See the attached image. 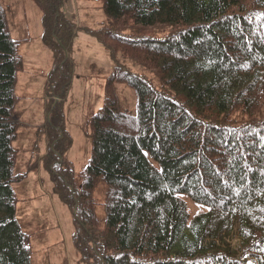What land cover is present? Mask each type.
I'll list each match as a JSON object with an SVG mask.
<instances>
[{"label":"trees","instance_id":"obj_1","mask_svg":"<svg viewBox=\"0 0 264 264\" xmlns=\"http://www.w3.org/2000/svg\"><path fill=\"white\" fill-rule=\"evenodd\" d=\"M33 1L53 57L42 162L73 213L81 263L264 264V0H101L106 21L83 31L115 68L79 174L64 113L79 29L67 0ZM23 70L0 5V264H32L14 189L27 177L15 174L13 148ZM121 87L134 91L136 113Z\"/></svg>","mask_w":264,"mask_h":264},{"label":"rangeland","instance_id":"obj_2","mask_svg":"<svg viewBox=\"0 0 264 264\" xmlns=\"http://www.w3.org/2000/svg\"><path fill=\"white\" fill-rule=\"evenodd\" d=\"M71 1L75 10L67 0L64 11L68 16L75 15L77 23L80 19L84 23L88 8L94 11L99 5L95 0H92L93 3H90L91 0ZM0 4L7 12L8 23L16 30L12 38L19 41V51L24 59V71L19 74L15 87L19 100L14 115L19 131L13 148L17 152L15 174H26L27 177L14 186L19 199L17 220L29 235L32 264H82L74 245L72 211L54 194L50 173L42 163V157L47 152L46 135L40 131V126L45 124L44 86L53 57L41 39L40 10L33 0H0ZM17 9L25 10L29 15L28 23L34 38L30 42L24 39L28 37L24 28H28L25 22L22 23V17L18 27L14 24ZM104 17L101 11V20H97L95 26H100ZM82 28L77 32L72 49L77 75L64 103L65 124L72 137L67 159L76 172L84 170L90 160L92 140L86 134L87 121L103 106L107 78L115 67L98 41L83 32ZM125 65L133 72L155 79L151 72L130 61ZM120 90L122 104L136 113L134 91L123 87ZM190 208L193 213L203 209L192 203Z\"/></svg>","mask_w":264,"mask_h":264},{"label":"crops","instance_id":"obj_3","mask_svg":"<svg viewBox=\"0 0 264 264\" xmlns=\"http://www.w3.org/2000/svg\"><path fill=\"white\" fill-rule=\"evenodd\" d=\"M94 1V0H93ZM93 1L91 0L90 1V3H93ZM96 2H98V0H95ZM69 4L73 7V9L75 10V7H74V4H73V2L71 1V0H69ZM98 6V7H97ZM95 8H94V11H93V9L90 7V8H88L87 9V11H86V16H87V18L86 19H84V23L83 22H81V19L79 20V25H87L86 27H97V26H95V24L97 23V20H101V5H100V1H99V5H97ZM3 7V6H2ZM4 8V7H3ZM98 8V9H97ZM5 10V9H4ZM6 11V10H5ZM27 11H25V10H20V9H17L16 10V12L14 13V16L16 17L15 18V21H14V24L18 27V25H19V21H20V19H21V17H22V19H21V21H22V23L23 22H25L26 23V25H27V28L28 29H25L24 28V30H25V32H26V34H28V37H26V38H24L27 42H30L31 40H33L34 38H33V36H32V31H31V29H30V26H29V23H28V17H29V15L26 13ZM76 12V11H75ZM103 12V11H102ZM40 14V13H39ZM6 15H7V12H6ZM39 18H40V23H41V16H38ZM104 19H105V17H104ZM7 21H8V19H7ZM104 21V20H103ZM83 23V24H82ZM103 23V22H102ZM8 25H10L9 23H8ZM9 30H10V33H11V36L13 35V33L16 31V30H13V27L10 25L9 26ZM41 32H42V25H41ZM42 35V34H41ZM77 37H78V34L75 36V38H74V41H73V46H74V44H75V40L77 39ZM105 52V51H104ZM105 54H106V52H105ZM72 58H73V60H74V62H75V65H76V74H75V77H76V75H77V64H76V59H75V56H72ZM24 60V59H23ZM49 74V73H48ZM47 77H48V75L46 76V82H47ZM75 79V78H74ZM46 82H45V86H46ZM45 86H44V95H45ZM44 98V97H43ZM44 100V99H43ZM44 109H45V123H46V118H47V116H46V114H47V111H46V102H45V100H44ZM45 125V124H44ZM44 125H42V126H40L41 128L44 126ZM46 146H47V151H48V142H47V140H46ZM47 153V152H46ZM46 155V154H45ZM44 155V156H45Z\"/></svg>","mask_w":264,"mask_h":264}]
</instances>
